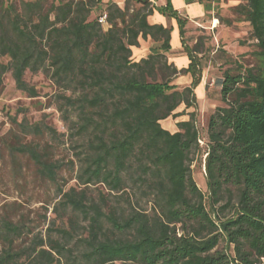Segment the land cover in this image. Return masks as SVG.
Listing matches in <instances>:
<instances>
[{
	"label": "trees",
	"instance_id": "16d2710c",
	"mask_svg": "<svg viewBox=\"0 0 264 264\" xmlns=\"http://www.w3.org/2000/svg\"><path fill=\"white\" fill-rule=\"evenodd\" d=\"M241 1L233 10L237 20L250 24L255 65L237 73L227 69L220 78L225 106L216 107L207 121L204 168L212 202L206 206L189 169L191 153L199 148L195 111L177 120L174 132L161 125L197 107L195 88L201 83L197 44L187 46V18L171 1L155 7L150 0H124L122 6L102 0H0V58L8 59L0 61V84L9 71L15 86L35 97L36 89L24 81L26 70L46 73L61 90L57 108L63 121L81 141L78 184L103 186L112 198L100 190L97 201L89 200L85 188H60L59 209L88 221L77 261L67 246L71 230L55 228L60 238L48 234L22 245L19 239L28 234L22 223L0 217V264H56L62 258L69 264H264V0ZM101 6L107 28L97 20L102 12L91 18ZM154 12L177 22L187 67L167 62L171 27L150 23ZM147 37L158 45L133 60L132 48ZM179 75L191 80L181 90L173 84ZM14 123L25 135L45 132L39 123ZM13 150L56 182L59 165L45 148L29 142ZM136 190L150 200L151 213L136 209L138 202L130 199ZM225 193L226 201L215 207ZM226 208L233 214L222 219L219 211ZM69 223L73 230L75 222ZM125 232L131 237L109 235ZM221 240L232 253L218 249Z\"/></svg>",
	"mask_w": 264,
	"mask_h": 264
},
{
	"label": "rangeland",
	"instance_id": "374dc122",
	"mask_svg": "<svg viewBox=\"0 0 264 264\" xmlns=\"http://www.w3.org/2000/svg\"><path fill=\"white\" fill-rule=\"evenodd\" d=\"M198 1L211 7L209 10H205L202 17L187 18L184 36L187 46L192 47L197 44L199 65L202 68L201 82H204V87L201 92L196 93L199 96V98L197 97V107L186 109V114L180 119H188L187 113L195 111V124L198 138L202 140V144L198 143V150L191 153L192 160L189 169L194 183L204 194L205 203L208 206L212 199L209 197L204 168L208 143L207 121L216 107L225 106L221 100L220 78L227 69H230L232 73H237L239 70L243 71L247 67L254 66L253 51L256 49L254 41L250 38L249 22L237 20L238 15L233 10L234 6L243 3L241 0ZM132 5L137 7L133 2ZM102 7L91 18L101 12L104 13ZM170 24V22L167 23L169 27ZM155 45L158 44L149 37L139 38L137 49L132 48V59L138 60L146 56L149 53V48ZM166 56L168 63L181 68L179 64L172 61L176 54L172 55L169 52ZM0 61L7 63L8 59L1 57ZM238 65H241L242 69H239ZM189 78L188 75H179L173 80V84L176 83L177 89L181 90L188 86ZM24 81L36 89L35 97H29L27 93L19 90L9 71L2 75L0 84V217L5 216L15 222L18 220L22 223L24 232H28L23 235L22 239H19L22 245L29 244L33 237L47 238L48 234L60 238L58 232L53 231L55 228L62 227L71 230L72 239L68 242L66 240V242L67 246L73 249L77 261L84 249L80 239L88 235L86 229L88 221L77 212L74 213L69 209L60 210L58 202L61 195L59 196L58 192L60 188L62 191H68L71 187L76 191L85 188L78 184L75 178L79 166L76 154L80 150L81 141L78 136L74 135L75 131L70 128V122L63 121L62 114L57 108L62 102L57 97L61 90L53 85L46 73L43 71L32 73L26 70ZM183 107L181 104L177 110L181 111ZM70 119H75V114L72 113ZM14 120L16 122L24 121L27 124L39 123L45 132L41 136L25 135L19 130ZM161 125L165 128L170 127L167 120H162ZM47 128H51L53 132ZM29 142L39 144L40 149L45 148L47 158L59 165L56 182L43 178L38 174L37 166L32 159L13 150L16 144ZM100 190L109 197L110 201L112 200L105 187L91 184L85 188L87 198L97 201ZM234 194L235 192L230 194L233 202L236 200ZM227 196H229L228 193H225L222 201L215 207L223 205ZM130 199L133 203L138 202V205H135L137 210L148 214L152 212L150 200L143 196L139 190H136ZM123 210L129 211L130 209L124 204ZM219 212L220 218L223 219L232 216L233 209L226 208ZM70 219L75 222L73 230L70 228ZM180 233L181 230L178 229V236ZM109 235L110 237H131L129 232L109 233ZM225 248L229 253H232L231 248L228 249L226 246V241L221 240L218 249L224 250ZM59 262L56 264H69L64 258Z\"/></svg>",
	"mask_w": 264,
	"mask_h": 264
},
{
	"label": "crops",
	"instance_id": "0c3cea01",
	"mask_svg": "<svg viewBox=\"0 0 264 264\" xmlns=\"http://www.w3.org/2000/svg\"><path fill=\"white\" fill-rule=\"evenodd\" d=\"M116 2L119 6L123 5L124 0H102L103 3H107V2ZM153 5L155 7L157 6H161L164 5L166 0H150ZM171 1V6L174 7L178 13L183 16L184 18H199L202 17V15L205 12V6L204 4L201 2H199L198 0H191V1H186V0H170ZM183 11H185V13H183ZM148 21L150 23H162L165 26H168L167 23L170 22V27H171V33H170V53L176 54V56L173 57L172 61L173 63H177L181 66V68H185L188 65V58L186 56V54L184 53V51H182V47H181V43H180V37L178 36V26H177V22H175V19H167L165 16H163L162 14L158 13V12H154L153 15L149 16ZM135 49H137V47H133ZM188 80V79H187ZM190 80V78H189ZM188 80V81H189ZM187 81V82H188ZM191 82V80L189 81V83ZM189 83H187L189 85ZM204 87V82H201L196 88H195V94L198 92H201V90ZM197 97L199 98V96L197 95ZM180 111V110H179ZM181 116L176 117L174 122L172 118H167L165 120L168 121V124L170 125L169 128H167L169 131L174 132L177 128V126L175 125L177 120H183L180 119ZM179 118V119H178Z\"/></svg>",
	"mask_w": 264,
	"mask_h": 264
},
{
	"label": "built area",
	"instance_id": "2783aa9c",
	"mask_svg": "<svg viewBox=\"0 0 264 264\" xmlns=\"http://www.w3.org/2000/svg\"><path fill=\"white\" fill-rule=\"evenodd\" d=\"M97 20H98V23L102 24V26L104 28L108 27V24L106 23V13H102L101 15H99ZM198 141H199V143L201 145L202 144V140L199 139Z\"/></svg>",
	"mask_w": 264,
	"mask_h": 264
}]
</instances>
